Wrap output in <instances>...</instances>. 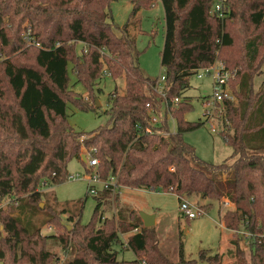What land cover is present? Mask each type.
I'll return each instance as SVG.
<instances>
[{
    "label": "trees",
    "instance_id": "16d2710c",
    "mask_svg": "<svg viewBox=\"0 0 264 264\" xmlns=\"http://www.w3.org/2000/svg\"><path fill=\"white\" fill-rule=\"evenodd\" d=\"M116 1L0 0V203L9 200L0 205V264H60L48 249L50 240L70 255L63 264H197L185 259L183 247L177 263L168 259L155 229L144 227L139 214L118 201V192L117 218H103L100 193L86 225L82 210L70 214L68 224L60 220L66 209L45 202L42 207L44 187L64 183L69 162L82 156L86 134L69 123L67 104L86 112L96 108L70 89V64L90 95L104 73L125 81L124 93L115 90L109 96L107 125L84 140L85 147L97 150L92 156L99 161L100 178L113 176L120 187L171 192L180 201L207 200L199 202L207 212L229 199L234 208L222 215L232 233L227 253L235 264H264V81L253 88L264 67V0H226L223 18L210 14L213 0H160L165 97L155 91L158 78L144 76L130 33V19L156 0H131L122 36L111 22ZM216 62L237 77L231 83L237 104L226 103L232 126L223 134L236 157L231 164L200 159L184 140L185 133L203 125L184 119L193 108L184 92L198 69ZM147 104L157 113L164 105L176 121L175 132L167 120L152 125ZM46 225L61 232L43 234ZM136 228L139 232L122 242L121 234ZM241 228L250 235L248 256L240 246ZM115 246L131 251L135 260L118 261ZM200 259L222 264L223 254L202 251Z\"/></svg>",
    "mask_w": 264,
    "mask_h": 264
},
{
    "label": "rangeland",
    "instance_id": "374dc122",
    "mask_svg": "<svg viewBox=\"0 0 264 264\" xmlns=\"http://www.w3.org/2000/svg\"><path fill=\"white\" fill-rule=\"evenodd\" d=\"M132 8L133 4L131 0H118L112 3L110 15L116 35L122 36V29L130 19ZM130 33L135 39L134 54L139 53V66L144 76L151 79H160L164 74L161 66V52L165 43V15L160 0H156L151 7L141 8L137 16L130 19ZM81 48L82 46L78 44L76 47L78 53H80ZM71 69L72 65L70 64L68 68L70 89L90 104L94 105L96 103L95 110L87 112L79 110L71 103L67 104L69 123L77 132L86 134L84 137L85 140H88L91 137V133L107 125L108 116L106 115V111L109 108V96L115 90L124 93L125 81L113 80L107 73H104L94 88V94L90 95L83 85L78 82L76 75ZM236 70L238 71L239 69L237 68ZM230 72L233 71L230 70ZM233 75L230 80L231 91V83L237 80L234 72ZM263 81L264 67L261 74L254 78L253 88L255 91L258 90ZM162 83L164 85V82ZM160 91L162 92V89ZM212 95L211 76L206 75L198 78L195 75L190 79L184 96L191 99L193 108L184 115V119L188 122H202L203 125L194 131L185 133L184 140L195 149L200 159L211 164H221L224 161L231 164L235 161L236 157L233 156V149L227 143L223 134L231 130L232 124L228 122L227 117H224V115L223 118L212 119L211 122H207L203 115V104L206 99H211ZM232 103L237 104V100ZM165 108L164 105L160 108V111L164 115L167 112ZM166 115L169 119L170 131L175 132L176 121L170 118V114ZM212 124L214 125V130H212ZM92 148L86 146L88 151ZM87 168L90 169L88 163L73 159L69 162L67 170L68 177L75 176V179L70 180L67 177L64 183L57 186H46L43 189L46 196L42 203L43 207L45 202L58 211L66 209V212H63L60 218L65 223L71 224L70 216L79 213L80 210H82V224L86 225L91 221L97 205V198L88 191V180L91 174L87 172ZM93 171H96V169H92L91 172ZM130 189L128 187H121L117 193V195L119 194L118 201L123 202L124 206L135 211L137 215L140 212H145L157 216L158 221H156L153 228L155 229L158 246L172 262H178L181 247H183L185 259L196 260L197 264H208L206 261L200 259L202 251H207V256L223 254L222 264H235V260L227 253L231 248L230 240L232 233L225 228L222 221V215L234 208L233 203L229 199L215 202L213 209L209 212L203 210V215L187 220L180 211L181 201L175 194L171 192L159 193ZM99 196L103 201V218L116 217L118 209L117 201L115 200L116 192H103ZM186 199L199 206V202H207V200L197 197ZM225 201H229L231 204L225 206ZM7 204H9V200L0 203L2 207L7 206ZM60 232L61 230H58L53 225H46L42 229L43 234H59ZM134 233L135 229L129 233L121 234L122 242L126 243L128 237ZM239 236H244L240 242V246L245 251L246 256H248L250 253V240L246 238V235L239 234ZM48 249L58 256L60 264H63L70 257L57 241L50 240ZM115 250L119 252L118 261L135 260V255L131 251H126L121 246H115ZM51 264H57V262Z\"/></svg>",
    "mask_w": 264,
    "mask_h": 264
},
{
    "label": "built area",
    "instance_id": "2783aa9c",
    "mask_svg": "<svg viewBox=\"0 0 264 264\" xmlns=\"http://www.w3.org/2000/svg\"><path fill=\"white\" fill-rule=\"evenodd\" d=\"M226 0H213V6L210 14L213 16H218L219 18H223L225 16L226 11ZM198 78H202L204 76L212 77V86H213V95L211 99H206L204 106V117L207 122H211L212 119H221L226 117V103L227 102H235L236 97L230 89L229 82L232 79L233 72L225 69L224 65L221 62H216L208 67L200 68L196 71L195 74ZM165 83V77L162 76L158 79L157 85L155 87V91L158 93L161 92L162 96L165 97V93H163V83ZM163 85V86H162ZM180 102V99L176 98L174 103L177 105ZM147 110L151 115V124L152 125H160L164 121H169L168 118L165 117L164 113H157L152 110L150 104L146 105ZM225 112V114H224ZM171 118V117H170ZM212 130H214V125L212 124ZM85 137L81 138L82 142V151L83 155L86 156V163H88L89 167L95 169L99 161L97 158L92 156L97 150L95 148L90 149L89 151L86 149L84 144ZM91 176L88 180V191L90 194L97 196L100 189L103 190H111L114 192H119L120 186L117 185V180L115 177L111 176L108 180H102L97 171H93L90 173ZM70 180H74L75 176L68 177ZM47 183L44 182V185ZM231 204L229 201H225V206H229ZM180 211L182 215L188 219H195L199 215H203L204 211L197 204L191 203L187 199H182L180 203ZM139 232V229H135V233ZM240 235H246V238L249 239L250 235L245 232V230L239 231ZM250 243V242H249ZM139 264H148L145 260H140Z\"/></svg>",
    "mask_w": 264,
    "mask_h": 264
},
{
    "label": "water",
    "instance_id": "95a60500",
    "mask_svg": "<svg viewBox=\"0 0 264 264\" xmlns=\"http://www.w3.org/2000/svg\"><path fill=\"white\" fill-rule=\"evenodd\" d=\"M96 102L98 103L97 100H96ZM82 160L84 162H86V156L82 155ZM42 207H43V204H42ZM139 216L142 219L144 227L150 228V227L155 226V224H156V215L155 214H148L145 212H140Z\"/></svg>",
    "mask_w": 264,
    "mask_h": 264
},
{
    "label": "crops",
    "instance_id": "0c3cea01",
    "mask_svg": "<svg viewBox=\"0 0 264 264\" xmlns=\"http://www.w3.org/2000/svg\"><path fill=\"white\" fill-rule=\"evenodd\" d=\"M81 161H83V160H82V157H81ZM83 162H84V161H83ZM130 190H131V189H130ZM133 190L136 191V190H142V189H133ZM146 191H148V190H146ZM102 192H103V191L100 189L99 194L102 193ZM99 194H98V195H99ZM98 195H97V196H98ZM156 221H158V220H157V216H156ZM116 251H118V250H116ZM126 251H129V250H126ZM118 253H119V252H118Z\"/></svg>",
    "mask_w": 264,
    "mask_h": 264
}]
</instances>
